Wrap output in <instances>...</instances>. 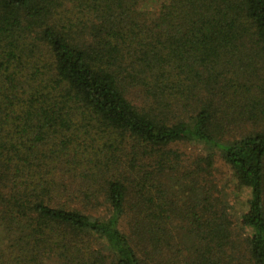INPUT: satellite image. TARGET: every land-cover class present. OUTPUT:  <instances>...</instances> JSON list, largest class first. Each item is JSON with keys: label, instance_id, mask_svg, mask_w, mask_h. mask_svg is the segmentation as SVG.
<instances>
[{"label": "trees", "instance_id": "trees-1", "mask_svg": "<svg viewBox=\"0 0 264 264\" xmlns=\"http://www.w3.org/2000/svg\"><path fill=\"white\" fill-rule=\"evenodd\" d=\"M0 264H264V0H0Z\"/></svg>", "mask_w": 264, "mask_h": 264}, {"label": "rangeland", "instance_id": "rangeland-1", "mask_svg": "<svg viewBox=\"0 0 264 264\" xmlns=\"http://www.w3.org/2000/svg\"><path fill=\"white\" fill-rule=\"evenodd\" d=\"M175 147L180 148L181 150H186L187 152H190L193 150L192 147L184 144H178ZM196 152V149H195ZM199 152V151H198ZM201 154V152H200ZM213 165H214V171L216 173V178L220 179V188L226 189L227 191L229 189L233 188V182L230 180L231 178V170L230 168L224 163V161L220 158L219 154H215V157L213 158ZM243 195V194H241ZM244 196V195H243Z\"/></svg>", "mask_w": 264, "mask_h": 264}]
</instances>
